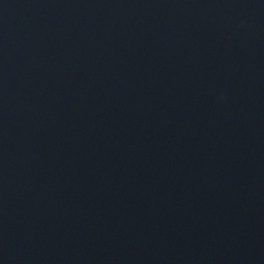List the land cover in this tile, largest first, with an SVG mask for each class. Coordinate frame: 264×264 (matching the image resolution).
Returning <instances> with one entry per match:
<instances>
[{"label": "water", "instance_id": "obj_1", "mask_svg": "<svg viewBox=\"0 0 264 264\" xmlns=\"http://www.w3.org/2000/svg\"><path fill=\"white\" fill-rule=\"evenodd\" d=\"M0 264H264V0H0Z\"/></svg>", "mask_w": 264, "mask_h": 264}]
</instances>
